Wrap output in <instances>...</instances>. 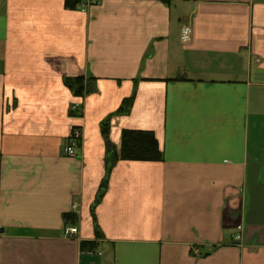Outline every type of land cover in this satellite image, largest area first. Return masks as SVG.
<instances>
[{"label":"crops","instance_id":"1","mask_svg":"<svg viewBox=\"0 0 264 264\" xmlns=\"http://www.w3.org/2000/svg\"><path fill=\"white\" fill-rule=\"evenodd\" d=\"M67 1L0 0V264H264V0ZM124 130L162 160H116L92 215Z\"/></svg>","mask_w":264,"mask_h":264},{"label":"trees","instance_id":"2","mask_svg":"<svg viewBox=\"0 0 264 264\" xmlns=\"http://www.w3.org/2000/svg\"><path fill=\"white\" fill-rule=\"evenodd\" d=\"M169 2V0H163ZM77 4V1L68 0L67 4ZM65 85L72 91L75 97H83L90 93L91 86L89 79L78 77L74 79H66ZM131 100H126L122 107L119 109L120 113L127 112ZM73 116L72 113H69ZM108 127L109 119L103 121L100 124L101 134L106 142H108ZM120 161H139V162H160L162 160V152L159 149L158 142L154 134L150 131H136V130H124L121 133L120 147L118 151H115L112 146L108 145L107 157L105 160V176L99 187L98 196L95 203L91 208V214L93 215L94 207L101 195L106 190L107 179L110 173V169L116 162ZM65 225H71L73 223V216H64ZM80 250L92 251V244L81 243Z\"/></svg>","mask_w":264,"mask_h":264},{"label":"built area","instance_id":"3","mask_svg":"<svg viewBox=\"0 0 264 264\" xmlns=\"http://www.w3.org/2000/svg\"><path fill=\"white\" fill-rule=\"evenodd\" d=\"M82 12H84V10H82ZM190 34H191L190 26L188 25L182 26V28L180 29V41L183 44L188 43L190 39ZM80 110H81V106L79 104L74 103L70 106L69 113L73 114L72 117H80L81 116ZM81 140H82L81 130L77 127L71 128L69 136L67 138V142L63 148V154L70 158L75 157L77 150L80 148ZM72 209L75 210L76 205L72 206ZM237 230L239 234H237L236 236V241H240L241 240V234H240L241 227H238ZM62 233L65 239H74L78 236L77 228L69 226V225L64 226ZM198 256H199V253L196 252V257Z\"/></svg>","mask_w":264,"mask_h":264},{"label":"rangeland","instance_id":"4","mask_svg":"<svg viewBox=\"0 0 264 264\" xmlns=\"http://www.w3.org/2000/svg\"><path fill=\"white\" fill-rule=\"evenodd\" d=\"M184 25H188V24H183L182 26H184ZM182 26H181V28H182ZM188 26H189V25H188ZM181 28H180V29H181ZM190 35H191V34H190Z\"/></svg>","mask_w":264,"mask_h":264}]
</instances>
